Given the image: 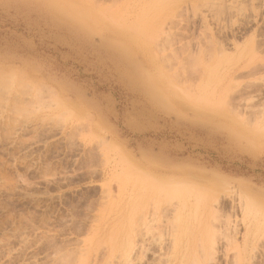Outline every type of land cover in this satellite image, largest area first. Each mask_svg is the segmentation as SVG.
<instances>
[{
    "label": "rangeland",
    "instance_id": "1",
    "mask_svg": "<svg viewBox=\"0 0 264 264\" xmlns=\"http://www.w3.org/2000/svg\"><path fill=\"white\" fill-rule=\"evenodd\" d=\"M0 264H264V0H0Z\"/></svg>",
    "mask_w": 264,
    "mask_h": 264
},
{
    "label": "bare ground",
    "instance_id": "2",
    "mask_svg": "<svg viewBox=\"0 0 264 264\" xmlns=\"http://www.w3.org/2000/svg\"><path fill=\"white\" fill-rule=\"evenodd\" d=\"M80 5V4H79ZM72 6V5H71ZM85 8V7H84ZM109 17V16H108ZM118 25V24H117ZM118 30V29H117ZM120 30V29H119ZM122 30V29H121ZM131 32V31H130ZM135 35V34H134ZM144 40V39H142ZM182 93V92H181ZM187 96V95H186ZM198 237V236H197ZM201 239V240H200ZM196 238L194 241L197 242L196 240H200V248L203 249L205 253H207L210 257V259H213V256L216 254V249L213 241L211 239L207 238ZM201 242H203L202 247H201Z\"/></svg>",
    "mask_w": 264,
    "mask_h": 264
}]
</instances>
